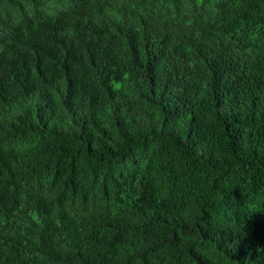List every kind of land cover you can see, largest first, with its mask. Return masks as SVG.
Listing matches in <instances>:
<instances>
[{
  "label": "trees",
  "instance_id": "16d2710c",
  "mask_svg": "<svg viewBox=\"0 0 264 264\" xmlns=\"http://www.w3.org/2000/svg\"><path fill=\"white\" fill-rule=\"evenodd\" d=\"M0 264H264V0H0Z\"/></svg>",
  "mask_w": 264,
  "mask_h": 264
}]
</instances>
